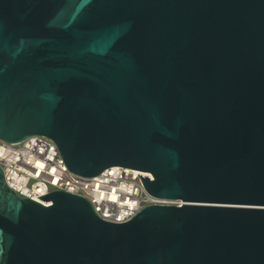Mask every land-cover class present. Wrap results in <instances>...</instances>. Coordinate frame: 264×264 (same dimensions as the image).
Masks as SVG:
<instances>
[{
	"label": "water",
	"instance_id": "1",
	"mask_svg": "<svg viewBox=\"0 0 264 264\" xmlns=\"http://www.w3.org/2000/svg\"><path fill=\"white\" fill-rule=\"evenodd\" d=\"M37 134L183 204L110 222L0 165V264H264V0H0V140Z\"/></svg>",
	"mask_w": 264,
	"mask_h": 264
},
{
	"label": "built area",
	"instance_id": "2",
	"mask_svg": "<svg viewBox=\"0 0 264 264\" xmlns=\"http://www.w3.org/2000/svg\"><path fill=\"white\" fill-rule=\"evenodd\" d=\"M0 165L9 186L20 196L52 204L38 196L55 190L86 198L100 218L123 223L153 204L181 206L183 201L151 195L139 174L151 172L114 166L86 177L68 169L57 143L45 135H32L17 143L0 140Z\"/></svg>",
	"mask_w": 264,
	"mask_h": 264
}]
</instances>
